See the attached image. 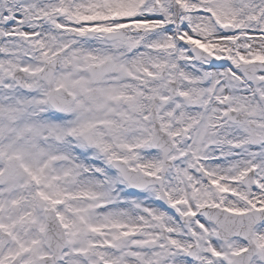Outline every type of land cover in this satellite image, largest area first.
I'll use <instances>...</instances> for the list:
<instances>
[{"label": "snow or ice", "instance_id": "6c2138e0", "mask_svg": "<svg viewBox=\"0 0 264 264\" xmlns=\"http://www.w3.org/2000/svg\"><path fill=\"white\" fill-rule=\"evenodd\" d=\"M0 264H264V0H0Z\"/></svg>", "mask_w": 264, "mask_h": 264}]
</instances>
